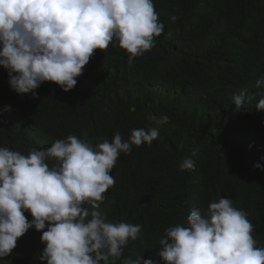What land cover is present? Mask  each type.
Here are the masks:
<instances>
[{
  "label": "trees",
  "instance_id": "trees-1",
  "mask_svg": "<svg viewBox=\"0 0 264 264\" xmlns=\"http://www.w3.org/2000/svg\"><path fill=\"white\" fill-rule=\"evenodd\" d=\"M153 3L165 26L156 46L131 65L118 44L96 50L70 92L46 82L38 98L21 96L0 67V147L27 155L68 135L93 146L116 132L128 140L133 129L149 127L147 113L167 115L151 145L120 154L100 206L111 222L143 226L124 256L165 264L158 255L165 230L187 226L194 208L206 211L222 197L247 214L264 247V171L255 167H264V111L256 108L264 86H255L264 76V0ZM243 89L255 99L237 110L232 97ZM185 157L193 170H179ZM41 235L29 229L0 264H41Z\"/></svg>",
  "mask_w": 264,
  "mask_h": 264
},
{
  "label": "clouds",
  "instance_id": "clouds-1",
  "mask_svg": "<svg viewBox=\"0 0 264 264\" xmlns=\"http://www.w3.org/2000/svg\"><path fill=\"white\" fill-rule=\"evenodd\" d=\"M164 27L153 0H0V67L21 96L38 98L36 90L46 82L67 93L96 50L118 44L131 65L156 46ZM255 86H264V76ZM254 99L243 89L231 103L240 110ZM256 108L264 111V95ZM146 119L149 127L133 129L128 140L116 132L111 142L93 146L68 135L27 155L0 147V259L11 256L18 239L34 228L45 245L41 264H156L144 255L124 256L142 225L111 222L100 211L115 184L111 171L120 154L151 145L169 121L152 113ZM194 167L185 157L179 170ZM255 167L264 171L259 163ZM253 231L247 214L222 197L206 211L194 208L187 226L168 227L158 255L165 264H264V247L257 246Z\"/></svg>",
  "mask_w": 264,
  "mask_h": 264
}]
</instances>
